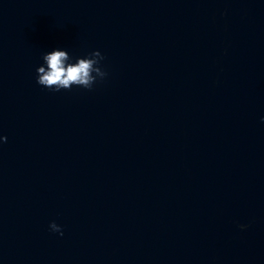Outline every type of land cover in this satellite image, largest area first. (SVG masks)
<instances>
[{"label": "water", "instance_id": "95a60500", "mask_svg": "<svg viewBox=\"0 0 264 264\" xmlns=\"http://www.w3.org/2000/svg\"><path fill=\"white\" fill-rule=\"evenodd\" d=\"M262 118L264 0H0V264H264Z\"/></svg>", "mask_w": 264, "mask_h": 264}, {"label": "clouds", "instance_id": "9594fccd", "mask_svg": "<svg viewBox=\"0 0 264 264\" xmlns=\"http://www.w3.org/2000/svg\"><path fill=\"white\" fill-rule=\"evenodd\" d=\"M42 60L43 64L36 69V83L56 92L70 90L73 86L91 90L108 75L101 66L104 56L98 50L71 62L72 57L68 51L57 49L45 53ZM6 140L7 137L0 136V141ZM49 227L53 232L63 235L61 227L55 222L50 223ZM240 227L243 229L246 225Z\"/></svg>", "mask_w": 264, "mask_h": 264}]
</instances>
